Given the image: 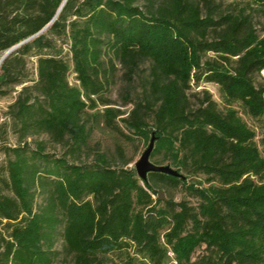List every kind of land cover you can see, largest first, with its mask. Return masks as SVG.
<instances>
[{
    "label": "trees",
    "instance_id": "obj_1",
    "mask_svg": "<svg viewBox=\"0 0 264 264\" xmlns=\"http://www.w3.org/2000/svg\"><path fill=\"white\" fill-rule=\"evenodd\" d=\"M64 1L0 0V98L21 87L0 124V264H264V0ZM117 66L126 88L146 72L123 130L103 100ZM201 82L221 108L192 99ZM102 124L154 136L150 162L184 179L94 152ZM179 188L196 205L158 200Z\"/></svg>",
    "mask_w": 264,
    "mask_h": 264
},
{
    "label": "rangeland",
    "instance_id": "obj_2",
    "mask_svg": "<svg viewBox=\"0 0 264 264\" xmlns=\"http://www.w3.org/2000/svg\"><path fill=\"white\" fill-rule=\"evenodd\" d=\"M216 4H220L223 9L228 10L231 5V0H214ZM255 26L259 34H262L261 28L264 27V23H262V19L256 17L254 20ZM213 56L210 54H207L203 61L212 59ZM35 61L31 60L29 61L27 65V72L29 73L30 80L35 78ZM116 73L113 78V84L111 85L109 91L104 96L103 100L107 101L110 104V108L119 110L123 113V116L118 119L119 121V128L123 130V125L121 123L122 119H125L128 114L133 110L134 108V102L137 100V95L140 94V81L139 79H143L146 76L145 67H141V72L138 73L137 78L133 81L132 85H130L128 88L125 87V84L123 82V71L121 70L120 66H117ZM262 76H264V72H262ZM69 83L73 84L74 81L72 80V77H69ZM17 93L21 90V87H17L15 89ZM129 91V98L125 99V91ZM202 91L208 92L212 100L218 105L219 108H221V99L219 96V88L218 86L214 84H207L204 82H201L198 87L193 86L191 94L196 95L195 98L201 100L202 97L200 93ZM17 93H11L10 96H7L5 98H0V124L4 123L5 121V114L10 107V105L13 104ZM129 100V101H127ZM127 101V102H126ZM97 102V110L103 111L104 107L101 104L100 100H96ZM243 120L249 124L250 121L246 118L242 117ZM260 141V140H258ZM6 145L9 147H14L16 144V137L11 132L8 133L7 139H6ZM43 142L45 145V151L48 154H55L60 155V149L58 147H55L46 136L41 137H31L27 140V144L30 146V148H34L36 143ZM118 143L119 149L125 150V157L126 159L130 160L129 165L127 166L128 169H134L135 164L140 159L143 152L146 150V146L143 145L141 142H134L133 144H129L124 141V139L120 136L118 131L114 129H108L103 124L101 127L96 128L93 130L91 134V146L93 147L94 152H100L107 154L111 159L119 162V157L117 155V145ZM92 157V155L90 156ZM6 160V156L3 154V152L0 150V177L4 176L3 172V166ZM200 180L204 182L205 178L201 177ZM159 192H163L166 199L172 198L175 202H180L183 200L190 201L192 205H196V201L192 200L188 197V195L184 192L183 189H176V190H160ZM4 238L5 235L4 234ZM59 248V247H58Z\"/></svg>",
    "mask_w": 264,
    "mask_h": 264
},
{
    "label": "water",
    "instance_id": "obj_3",
    "mask_svg": "<svg viewBox=\"0 0 264 264\" xmlns=\"http://www.w3.org/2000/svg\"><path fill=\"white\" fill-rule=\"evenodd\" d=\"M67 0H65L58 12V14L61 12L62 8L64 7ZM15 50L12 49L9 51L0 61V64ZM154 148V136H152L148 147L141 155L140 159L134 166L135 173L137 175V178L143 182L147 181L148 174L157 173L162 175H167L170 177L178 178V179H184L183 176H181L177 171L171 169L168 166H155L153 165L150 160V154L153 151ZM158 200L161 202H166V198L164 196L163 192L158 193Z\"/></svg>",
    "mask_w": 264,
    "mask_h": 264
}]
</instances>
